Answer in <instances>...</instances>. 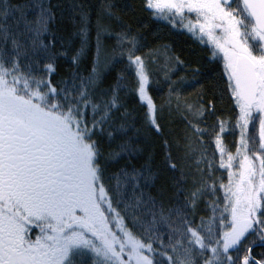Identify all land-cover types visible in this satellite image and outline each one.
I'll return each instance as SVG.
<instances>
[{
	"label": "snow or ice",
	"instance_id": "1",
	"mask_svg": "<svg viewBox=\"0 0 264 264\" xmlns=\"http://www.w3.org/2000/svg\"><path fill=\"white\" fill-rule=\"evenodd\" d=\"M31 7L37 14L30 20L26 12L29 5L0 0V264H86V257L91 264H153V257L160 258L156 264H171L172 257L166 253L178 249L184 259L177 264H195L197 257L203 264H264L251 255V247L242 258L239 255L242 241L250 234L264 244V0H146V7L154 10L155 16L179 18L182 24L188 20L184 24L188 31L198 32L202 42L211 43L214 56L223 54L228 87L239 108L232 125L239 130L235 155L223 144L227 131L224 121H217L213 140L219 154L217 166L226 170L228 182L203 179L201 163L209 169V178L213 167L205 154L196 161L201 179L194 183L183 205L178 201L171 207L141 188L155 180L150 156L142 168H122L108 176V187L101 166V159L107 163L142 154L144 149L134 143L141 134L145 139L152 132L162 135L164 107L158 110L147 91L149 77L142 58L133 51L128 54L130 65L136 68L138 87L134 91L147 108L144 125L136 128L135 118L127 110L122 113L124 122L114 125L112 111L122 106L120 83L108 99L93 101L97 65L104 55L103 37L112 35L108 27L98 18L97 63L92 74H73L53 86L50 77L56 71V57L67 53L53 51V42L41 39L51 34L50 24L55 21L50 0H34ZM72 7L80 9L74 35L81 37L82 47L71 57L76 65L88 41L89 13L82 5ZM102 11L113 15L110 4ZM185 13H195L196 23ZM10 17L12 24L7 23ZM117 40L119 45L128 43L135 49V38L130 39L128 33L117 34ZM9 43L11 53L6 54L4 48ZM39 52L48 63L44 75L37 78L27 60ZM188 111L198 120L204 117L201 108L193 113L188 106ZM86 113L91 120L85 119ZM188 124L198 136L206 134L191 121ZM250 124L253 131L258 125V138L248 136ZM130 129L134 136H127ZM105 131L109 139L116 133L125 137L106 157L93 138ZM164 148L167 167L178 171L167 140ZM185 175L181 171L176 179L177 198L184 194L179 185ZM218 188L223 190L219 197ZM128 189L130 198H126ZM205 195L214 197L208 205L211 215L201 217L194 226L187 212L194 213ZM113 201L122 207L123 216ZM143 216L151 219L145 222ZM125 217L142 231L137 234L129 229ZM225 220L228 222L221 230ZM158 225H165L167 232L160 233ZM33 228L39 229L35 238ZM250 243L255 245L256 241ZM232 251L237 253L235 260Z\"/></svg>",
	"mask_w": 264,
	"mask_h": 264
}]
</instances>
